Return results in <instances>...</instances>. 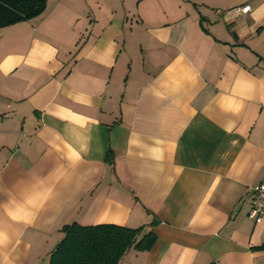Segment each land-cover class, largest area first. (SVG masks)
I'll use <instances>...</instances> for the list:
<instances>
[{
    "label": "crops",
    "instance_id": "obj_1",
    "mask_svg": "<svg viewBox=\"0 0 264 264\" xmlns=\"http://www.w3.org/2000/svg\"><path fill=\"white\" fill-rule=\"evenodd\" d=\"M260 182L264 0H48L0 28V264H48L73 222L154 233L119 264H264Z\"/></svg>",
    "mask_w": 264,
    "mask_h": 264
},
{
    "label": "trees",
    "instance_id": "obj_2",
    "mask_svg": "<svg viewBox=\"0 0 264 264\" xmlns=\"http://www.w3.org/2000/svg\"><path fill=\"white\" fill-rule=\"evenodd\" d=\"M47 1L0 0V28L40 16ZM61 231L63 236L52 250L48 264H119L130 249L147 251L155 242L154 233L144 232V227L83 226L73 222Z\"/></svg>",
    "mask_w": 264,
    "mask_h": 264
},
{
    "label": "built area",
    "instance_id": "obj_3",
    "mask_svg": "<svg viewBox=\"0 0 264 264\" xmlns=\"http://www.w3.org/2000/svg\"><path fill=\"white\" fill-rule=\"evenodd\" d=\"M250 9L246 6L242 9L247 12ZM264 214V182H260L252 187L251 206L248 212V217L255 223H261Z\"/></svg>",
    "mask_w": 264,
    "mask_h": 264
}]
</instances>
